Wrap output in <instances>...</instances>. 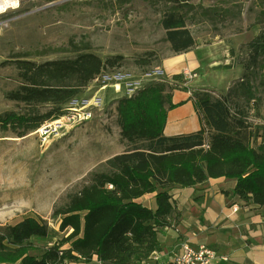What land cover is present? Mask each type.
I'll return each instance as SVG.
<instances>
[{
    "label": "trees",
    "instance_id": "16d2710c",
    "mask_svg": "<svg viewBox=\"0 0 264 264\" xmlns=\"http://www.w3.org/2000/svg\"><path fill=\"white\" fill-rule=\"evenodd\" d=\"M147 1L171 3L161 23L177 53L195 45L188 20L201 17L217 23L231 14L239 17L244 4L242 0H217L211 6L189 0ZM222 3L237 4L238 10ZM255 4L260 9L254 24L261 25L262 30L240 51L232 47L230 55L235 59L224 65L227 69L241 64L242 76L222 97L214 98L209 90L193 92L201 129L164 134L168 110L176 106L169 82L153 81L134 96L120 98L116 110L122 139L146 144L109 158L108 171L94 172L90 184L55 208L53 216L58 218L59 231L65 233L41 253H33L37 247L32 239L48 237L51 228L46 219L27 216L0 227V264H66L81 260L92 264L95 257L103 264H138L163 250L158 234L172 224L175 205L171 190L202 184L210 178L235 179L234 195L264 206V140L259 147L249 141L247 114L240 102L259 101V88H264V0H256ZM121 59L115 56L103 61L88 51L74 58L44 62L18 56L15 67L21 82L7 93V98L25 103L27 108L0 113V127L19 136L37 130L46 121L60 117L68 101ZM139 63L151 61L142 59ZM181 76L174 74L173 78L177 82ZM42 105L51 107L42 112ZM152 193L155 208L139 200Z\"/></svg>",
    "mask_w": 264,
    "mask_h": 264
},
{
    "label": "rangeland",
    "instance_id": "374dc122",
    "mask_svg": "<svg viewBox=\"0 0 264 264\" xmlns=\"http://www.w3.org/2000/svg\"><path fill=\"white\" fill-rule=\"evenodd\" d=\"M19 1L17 8L0 13V113L22 112L27 108L25 103L7 98V93L17 89L21 82L15 67L18 56L44 62L74 58L88 51L103 61L121 56L119 63L111 69L140 73L161 66L166 59L182 53L172 49L161 23L171 3L147 0L129 3L121 0ZM189 1L204 6L217 3V0ZM242 1L243 11L239 17L231 14L217 23L201 17L188 20L195 45L185 52H191L199 60L195 69L198 74L190 80L208 87L214 98L226 95L231 80L240 78L243 73V68L229 71L224 67L227 61L233 63L235 59L231 57L230 49L234 47L240 51L262 30L261 25L254 24L260 9L256 0ZM221 5L238 10L237 4ZM142 59L151 63H139ZM238 66L242 65L234 64L236 69ZM90 84L71 100L92 98L97 93L102 97V104L94 110L91 121L59 133L44 134L33 130L24 136L0 127V227L27 216L46 219L51 230L46 239H32L37 247L33 251L35 254L54 244L65 233L59 231L58 218L53 216L55 208L65 205L70 194L90 184L94 172L108 171L106 162L109 158L146 144L122 139L116 110L121 97L112 88L94 93ZM258 96L257 102L240 100L247 114V137L256 147L264 140V88H259ZM50 107L42 105L40 109L46 112ZM171 223L169 227L176 228V221ZM162 252H168V249ZM163 261L167 260L163 257ZM94 263L98 264L97 261Z\"/></svg>",
    "mask_w": 264,
    "mask_h": 264
},
{
    "label": "crops",
    "instance_id": "0c3cea01",
    "mask_svg": "<svg viewBox=\"0 0 264 264\" xmlns=\"http://www.w3.org/2000/svg\"><path fill=\"white\" fill-rule=\"evenodd\" d=\"M198 61L191 52H182L166 59L161 66L174 75L186 67L195 70ZM242 68L226 70L241 71ZM233 80L236 77L228 88ZM170 84L173 85L169 89L171 99L176 106L168 110L164 134L173 136L198 131L202 124L193 92L209 88L191 80L185 81L183 76L180 81L174 80ZM235 185V179L220 177L171 190L175 213L170 220L176 221V228L166 227L158 234L163 249H168V252H160L165 260L178 250L180 240L186 239L193 246L206 245L228 256L229 259L221 264H264V206L247 203L234 195ZM225 191L229 194L226 195ZM139 200L151 208L156 207L155 193Z\"/></svg>",
    "mask_w": 264,
    "mask_h": 264
},
{
    "label": "built area",
    "instance_id": "2783aa9c",
    "mask_svg": "<svg viewBox=\"0 0 264 264\" xmlns=\"http://www.w3.org/2000/svg\"><path fill=\"white\" fill-rule=\"evenodd\" d=\"M185 81H188L197 75L194 69L188 67L181 71ZM153 81H164L172 83L173 75L167 73L162 66H155L152 70L135 73L132 71H122L117 69H105L97 75L90 84V88L96 91H103L112 88L119 97H132L138 91ZM67 104V103H66ZM102 97L95 95L92 98L71 100L63 108V114L56 118L46 121L37 130L44 134L59 133L64 129H71L80 124L93 119L94 110L100 108ZM206 147L208 144L205 145ZM174 227V226H173ZM226 255H221L216 249L206 245L193 246L188 240L181 239L179 248L173 252L172 257L166 262L163 261V255L155 251L151 256L138 264H221L227 261ZM96 257H95V260ZM95 264V263H92ZM98 264H103L98 261Z\"/></svg>",
    "mask_w": 264,
    "mask_h": 264
},
{
    "label": "bare ground",
    "instance_id": "6f19581e",
    "mask_svg": "<svg viewBox=\"0 0 264 264\" xmlns=\"http://www.w3.org/2000/svg\"><path fill=\"white\" fill-rule=\"evenodd\" d=\"M19 0H0V13L7 12L9 9H14L19 6Z\"/></svg>",
    "mask_w": 264,
    "mask_h": 264
}]
</instances>
